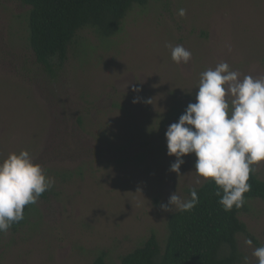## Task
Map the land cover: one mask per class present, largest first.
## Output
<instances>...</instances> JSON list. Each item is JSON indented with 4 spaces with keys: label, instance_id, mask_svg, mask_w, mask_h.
Segmentation results:
<instances>
[{
    "label": "rangeland",
    "instance_id": "374dc122",
    "mask_svg": "<svg viewBox=\"0 0 264 264\" xmlns=\"http://www.w3.org/2000/svg\"><path fill=\"white\" fill-rule=\"evenodd\" d=\"M29 10L0 0V160L28 149L55 184L22 225L0 233V264H93L101 252L121 264L153 231L164 245L176 210L161 205L176 191L187 200L188 188L206 181L194 153L179 174L170 171L176 157L167 154L166 130L196 102L201 72L227 62L241 79L264 76V0L136 4L119 33L102 38L85 27L67 59L51 66L30 45ZM168 44L191 60L176 64ZM254 167L264 179V162ZM248 207L240 264L245 256L258 264L264 199Z\"/></svg>",
    "mask_w": 264,
    "mask_h": 264
},
{
    "label": "clouds",
    "instance_id": "9594fccd",
    "mask_svg": "<svg viewBox=\"0 0 264 264\" xmlns=\"http://www.w3.org/2000/svg\"><path fill=\"white\" fill-rule=\"evenodd\" d=\"M185 14L184 9L179 10L180 16ZM166 46L176 64L191 60V52L182 45ZM197 88L196 102L189 103L165 133L167 154L176 157L170 171L179 174L184 157L194 153L197 175L214 181L215 195L223 209L242 208L244 194L251 190L248 181L256 170L254 166L264 162V76L245 75L241 79L227 62H220L200 73ZM137 102L139 97L133 100ZM145 102L152 104V99ZM54 184V177L28 149L11 152L0 160V232L6 233L23 220L25 206L36 204ZM190 197L183 199L176 191L161 207L165 211H190L199 202L196 188L190 189ZM246 243L251 246L253 242ZM252 256L258 264H264V245L254 248ZM243 261L249 264L247 256Z\"/></svg>",
    "mask_w": 264,
    "mask_h": 264
},
{
    "label": "trees",
    "instance_id": "16d2710c",
    "mask_svg": "<svg viewBox=\"0 0 264 264\" xmlns=\"http://www.w3.org/2000/svg\"><path fill=\"white\" fill-rule=\"evenodd\" d=\"M20 1L30 6L29 41L37 61L51 66L54 59H67L69 46L81 29L91 27L100 37H111L121 31L134 5L145 6L150 0ZM248 183L251 190L244 194L245 205L231 211H225L218 202L214 181L188 188V199L190 189L196 188L199 202L190 211L170 214L164 245L153 231L141 245L122 256L121 264H240L237 237L247 233L240 215L248 210L249 199H264V179L254 171ZM29 206H25L24 219L12 228L25 222ZM93 264H109L106 253L101 252Z\"/></svg>",
    "mask_w": 264,
    "mask_h": 264
}]
</instances>
